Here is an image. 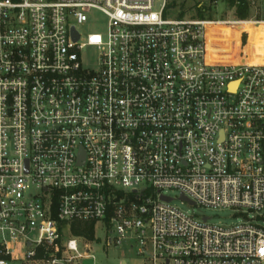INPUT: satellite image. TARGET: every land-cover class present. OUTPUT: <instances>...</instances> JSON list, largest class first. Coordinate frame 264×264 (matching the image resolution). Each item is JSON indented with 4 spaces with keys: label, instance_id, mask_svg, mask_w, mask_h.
Wrapping results in <instances>:
<instances>
[{
    "label": "built area",
    "instance_id": "2783aa9c",
    "mask_svg": "<svg viewBox=\"0 0 264 264\" xmlns=\"http://www.w3.org/2000/svg\"><path fill=\"white\" fill-rule=\"evenodd\" d=\"M249 2L244 21L172 18L168 0H0V264L91 257L73 226L99 223L149 264H264V63L208 50L224 26L264 24ZM167 190L245 221L197 218Z\"/></svg>",
    "mask_w": 264,
    "mask_h": 264
},
{
    "label": "rangeland",
    "instance_id": "374dc122",
    "mask_svg": "<svg viewBox=\"0 0 264 264\" xmlns=\"http://www.w3.org/2000/svg\"><path fill=\"white\" fill-rule=\"evenodd\" d=\"M176 2L177 7L167 13V16L175 18L182 9L185 11L186 18L193 17L198 14L200 9L206 17L211 16L212 19L220 20H237L234 16V9L229 8L225 0H168V2ZM252 13L249 18L240 19L244 21H250ZM92 18L96 22L105 24L106 18L100 12H94ZM235 27L233 25L224 26L220 28L222 35L221 40L212 39L209 41V48L213 50L218 49V54L222 59H228L229 61L238 60L239 56L243 54V50L246 47L249 39L248 32L252 35L253 44L251 45V52L254 55L255 48L260 43L263 32L262 27L259 25L242 24V28L248 31L246 34V43L243 44L240 34L238 40L235 38L231 43L225 39L226 35L231 34ZM83 32H96L99 31V27L95 24H89L82 28ZM211 32V31H210ZM244 34V33H243ZM236 37L235 34L232 35ZM97 59V53L94 50H89L85 55V62L89 65H94ZM264 59V58H263ZM167 195L174 197L172 205L180 210L194 215L197 218H201L204 215L210 217V222L221 223L223 225H237L245 221V217L236 213L231 208H213L191 205L189 202L180 199V192L178 190H167ZM93 239H88L84 235L79 236L80 251H85V243H89L91 250L89 254L91 257L75 259L71 264H149L145 258L138 256L134 249L130 247V242L125 240L119 246H106L105 240L107 231L102 223H99Z\"/></svg>",
    "mask_w": 264,
    "mask_h": 264
},
{
    "label": "trees",
    "instance_id": "16d2710c",
    "mask_svg": "<svg viewBox=\"0 0 264 264\" xmlns=\"http://www.w3.org/2000/svg\"><path fill=\"white\" fill-rule=\"evenodd\" d=\"M225 1L227 2L229 8L234 9V16L237 19H246V18L250 17L251 8H250L249 0H225ZM177 6H178L177 3L174 1L168 2L166 13L169 14V12L171 10H173L174 8H176ZM184 16H185V11L182 9V6H181V11L178 13L177 18H183ZM195 17L196 18L212 19L211 16L206 17V15L200 9L198 10V14ZM243 30L244 29L242 28V24H239L237 26V28L235 27L232 30L231 34L226 35L225 39H227L230 43L232 41H234L235 38L238 40V36ZM233 34H235L236 37H233L232 36ZM248 34H249L248 43L243 50V54L238 59L241 63H247V62H250L254 59V56L251 52V45L253 44V38L249 32H248ZM242 42H243V44L246 43V34L245 33L242 36ZM209 53L212 56L213 60H215V61H229L228 59H222V57L219 56L218 49L213 50V48L210 47ZM238 60H233V61H238ZM262 60L264 61V59H262ZM73 231L75 234L84 235L88 239L94 238L93 226L91 224L74 225Z\"/></svg>",
    "mask_w": 264,
    "mask_h": 264
},
{
    "label": "bare ground",
    "instance_id": "6f19581e",
    "mask_svg": "<svg viewBox=\"0 0 264 264\" xmlns=\"http://www.w3.org/2000/svg\"><path fill=\"white\" fill-rule=\"evenodd\" d=\"M241 24H244V23H241ZM246 24L254 25L251 22H246ZM259 26L262 27L263 35H262L260 43L255 48L254 55H253L254 59L250 62H247V63H264V61L262 60L264 58V24H259ZM208 50H210L209 45H208ZM209 58H210V60H213L210 53H209Z\"/></svg>",
    "mask_w": 264,
    "mask_h": 264
},
{
    "label": "water",
    "instance_id": "95a60500",
    "mask_svg": "<svg viewBox=\"0 0 264 264\" xmlns=\"http://www.w3.org/2000/svg\"><path fill=\"white\" fill-rule=\"evenodd\" d=\"M182 198H183V199H186V198H184V196H183ZM165 199H166V200H168V201L170 200V198H166V197H165ZM189 203H190V204H193L194 202H192V201H189ZM56 264H63V263H61V262H58V263H56Z\"/></svg>",
    "mask_w": 264,
    "mask_h": 264
},
{
    "label": "crops",
    "instance_id": "0c3cea01",
    "mask_svg": "<svg viewBox=\"0 0 264 264\" xmlns=\"http://www.w3.org/2000/svg\"><path fill=\"white\" fill-rule=\"evenodd\" d=\"M241 40H242V36H241Z\"/></svg>",
    "mask_w": 264,
    "mask_h": 264
}]
</instances>
